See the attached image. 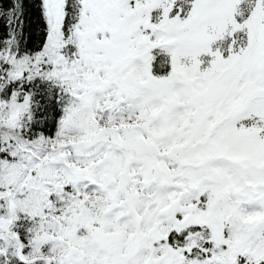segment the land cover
<instances>
[{
	"label": "snow or ice",
	"instance_id": "obj_1",
	"mask_svg": "<svg viewBox=\"0 0 264 264\" xmlns=\"http://www.w3.org/2000/svg\"><path fill=\"white\" fill-rule=\"evenodd\" d=\"M0 264H264V0H0Z\"/></svg>",
	"mask_w": 264,
	"mask_h": 264
}]
</instances>
